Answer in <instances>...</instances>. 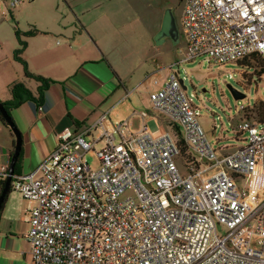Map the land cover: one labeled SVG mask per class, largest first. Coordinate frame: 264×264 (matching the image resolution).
<instances>
[{
  "label": "built area",
  "instance_id": "built-area-1",
  "mask_svg": "<svg viewBox=\"0 0 264 264\" xmlns=\"http://www.w3.org/2000/svg\"><path fill=\"white\" fill-rule=\"evenodd\" d=\"M180 24L183 58L149 101L190 158L177 133L153 135L145 110L135 130L103 116L64 127L45 159L10 184L27 201L33 264H264V123L240 119L233 131L246 133L245 144L216 148L179 75L195 58L264 61V0H183Z\"/></svg>",
  "mask_w": 264,
  "mask_h": 264
},
{
  "label": "crops",
  "instance_id": "crops-1",
  "mask_svg": "<svg viewBox=\"0 0 264 264\" xmlns=\"http://www.w3.org/2000/svg\"><path fill=\"white\" fill-rule=\"evenodd\" d=\"M110 3L111 0L71 2L67 5L69 17L64 16L45 30L35 29L26 40L21 38L26 44L19 57L28 71L51 80L42 94L38 93L40 82L24 74L19 60L12 67L0 68L1 101L11 99L9 84L14 80L22 81L34 97L10 110L22 139L13 178L37 167L56 147L57 133L64 127L82 130L103 116L111 123L128 119L130 128L138 129V112L144 109L138 107L134 96L130 63L126 55L117 58L110 49L115 39L126 43V36L101 34L98 27L97 17L104 8L110 11ZM104 23L108 29L109 23L123 24L125 19L106 14ZM166 76L153 79L155 89ZM14 142L12 131L0 140V173L3 168L8 170ZM27 229V201L10 189L0 210V264H33Z\"/></svg>",
  "mask_w": 264,
  "mask_h": 264
},
{
  "label": "rangeland",
  "instance_id": "rangeland-1",
  "mask_svg": "<svg viewBox=\"0 0 264 264\" xmlns=\"http://www.w3.org/2000/svg\"><path fill=\"white\" fill-rule=\"evenodd\" d=\"M78 1L22 0L14 7L0 3V68L12 67L17 63L14 57V49L18 47L17 32L20 38L26 40L35 29L45 30L56 25L64 16L69 17L67 5ZM182 6L183 0H111L110 11L104 8L97 17L101 34L108 32L114 37L121 34L126 36V43H122L119 38L115 39L110 49L117 58L127 56L132 70L134 96L139 102L138 107L148 112L146 121L153 135L162 131L181 134L176 126L151 108L149 93L156 88L153 79L166 76L167 65L183 58L184 36L180 24ZM167 7L174 8L181 39L176 44L166 39L156 45L153 36L159 29ZM121 9L123 11L119 13ZM106 14L122 16L125 23H109L106 29ZM173 67L177 68L176 65ZM179 69L187 94H193V101L199 107L200 123L214 146L217 148L226 144L237 147L245 144L246 133H236L233 129L242 118L256 119L251 109L256 100H264V74L252 76L251 69L242 67L235 61L216 63L201 58L184 61L180 63ZM231 88L244 96L235 98ZM214 128L217 140L213 136ZM9 132V127L0 122V140L6 139ZM99 147L100 145L96 146ZM85 157L91 168L98 166L94 151H89Z\"/></svg>",
  "mask_w": 264,
  "mask_h": 264
},
{
  "label": "trees",
  "instance_id": "trees-1",
  "mask_svg": "<svg viewBox=\"0 0 264 264\" xmlns=\"http://www.w3.org/2000/svg\"><path fill=\"white\" fill-rule=\"evenodd\" d=\"M17 40H18V47L14 49V57L22 63L24 74L26 76L33 77L35 80L40 82V85L38 86V93L42 94L43 89L47 87V85L49 84V82L51 80L48 78H45L43 76L33 74V73L28 71L25 61L19 57V53L21 52V50L24 48V46L26 44V42L20 38L19 32H17ZM236 63L242 67H246L248 69H251L252 70L251 71L252 76L253 75L258 76V75L264 74V61H263V58L261 56H259L258 54H251L247 57H244V58L236 61ZM9 91H10L11 96H12L11 99L8 101H1L0 100V103H2L4 105L6 113L11 118V114H10L11 108L19 105L21 102H23L26 99H31L34 97L32 95V92L24 85V83L22 81H19V80H14L9 84ZM251 110H252V113L254 114V117L256 118L255 120H257L259 123H264V100H262V99L256 100L254 102ZM0 122L5 126H9L8 123L6 122V120L1 115V113H0ZM178 134L179 133H177V135ZM178 142L180 145L181 156L185 160L189 159L190 155L187 152V147L184 144L183 139H182L180 134L178 135ZM15 170H16V166H15ZM14 174H15V171H14ZM4 179L5 178H2V177L0 178V193H1V190L4 186ZM9 192H10V190H9ZM6 198H7V195L5 196L3 205L6 201ZM3 205H2V207H3Z\"/></svg>",
  "mask_w": 264,
  "mask_h": 264
},
{
  "label": "water",
  "instance_id": "water-1",
  "mask_svg": "<svg viewBox=\"0 0 264 264\" xmlns=\"http://www.w3.org/2000/svg\"><path fill=\"white\" fill-rule=\"evenodd\" d=\"M166 39H169L173 44L180 42V39H181L179 25H178L177 18L174 14L173 7H167L164 10L159 29L156 31V33L153 36V40L156 45L161 44ZM231 91L235 98H241L244 96V94L239 92L238 90L231 88ZM0 113L3 116V118L6 120V122L8 123L15 137L14 147H13V151L10 156V162L8 165L7 175L4 179V186L0 193V210H1L5 196L9 193V190H10V184L14 176L15 165H16L17 158H18V155L21 149L22 139H21L19 130L16 128L11 118L6 113L5 107L2 103H0Z\"/></svg>",
  "mask_w": 264,
  "mask_h": 264
}]
</instances>
